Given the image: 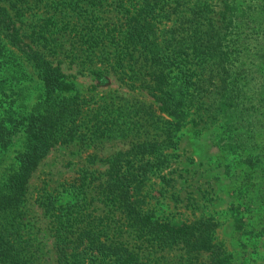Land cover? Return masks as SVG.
<instances>
[{
	"label": "rangeland",
	"instance_id": "obj_1",
	"mask_svg": "<svg viewBox=\"0 0 264 264\" xmlns=\"http://www.w3.org/2000/svg\"><path fill=\"white\" fill-rule=\"evenodd\" d=\"M140 1L4 2L25 41L62 67L74 81L73 95L79 99L71 133L62 132L30 180L18 227L24 250L36 264H58L51 210L57 208L76 216L79 226L92 225L102 239L108 237L135 249L146 264H202L209 251L202 248L200 262L193 256L195 251L189 252L182 243L162 246L142 238L117 204L105 196L108 160L125 151L124 166H138L139 174L129 188L136 209L174 224L212 222L209 242L222 249L220 264H264V175H260L264 162L256 149L247 151L246 147L255 143L256 134H264V85L257 82L254 87L256 104L242 125L236 123L235 106L231 105L234 87L230 78L220 81L218 75H210L214 74L211 66L203 69V75L210 76L213 83L198 87L201 99L197 95L189 101L183 123L160 112L144 85L143 56L137 58L140 52L136 51L133 57L123 49L122 35L128 23L124 7ZM175 1L182 3L179 8L184 17L194 15L196 0ZM175 1L171 0L172 4ZM199 3L208 5L203 20L222 25L220 43L235 47L242 36L235 22L246 28L248 19L255 20L259 31L254 38L264 39V0ZM246 16L244 24L239 22ZM163 18L168 31L175 14L172 19ZM186 38L193 41L191 35ZM254 38L252 50L257 43ZM183 56L186 71L197 79L201 63L196 56ZM251 58L252 64L257 61ZM262 76L264 81V72ZM42 92L43 81L24 52L10 45L0 32V120L9 124L10 116L21 118ZM144 142H149L148 146H138ZM22 147L23 131L19 130L10 147L1 149L0 176L12 168ZM247 174H259L261 182L245 196L240 180ZM90 259L91 264H107L97 256Z\"/></svg>",
	"mask_w": 264,
	"mask_h": 264
},
{
	"label": "trees",
	"instance_id": "obj_2",
	"mask_svg": "<svg viewBox=\"0 0 264 264\" xmlns=\"http://www.w3.org/2000/svg\"><path fill=\"white\" fill-rule=\"evenodd\" d=\"M4 2L5 0H0V32L10 45L24 52L43 81V92L32 109L21 114V118L10 116L9 124L0 120V153L1 149L10 147L19 130L23 131L22 149L15 155L12 168L0 176V264H36L25 252L21 242L22 234L18 230L23 213L22 203L40 161L60 140L62 132L70 134L74 128L79 99L73 95L76 89L74 81L69 79L62 67L25 41L21 27ZM199 2L200 0L195 1L192 8L194 15L189 19L181 14L179 7L182 3L179 1H175L174 5L171 0H141L139 5L125 6L128 23L122 35L123 49L133 57L136 51L140 52L137 58L143 56L140 60L144 68V85L158 104L160 112L175 116L174 120L177 117L183 123L189 112V101L197 98L198 87H204L207 82L213 81L210 76L203 75V69L211 66L214 74L210 75H218L220 81L230 78L229 84L234 87L230 94L231 105L235 106V116L238 117L236 123L242 125L248 122L250 109L256 104L254 101L257 93L254 87L257 82L264 85V39L257 41L259 36L254 38L259 31L253 24L255 20L248 19L246 28L235 22L237 31L242 35L235 41V47L220 43L222 25L212 19L209 22L203 20V11L208 5ZM172 14H175L176 19L167 31L163 17L172 19ZM247 17L239 18V22L244 24ZM186 35H191L193 41L188 42ZM44 38L48 40L47 37ZM253 38L257 43L252 50L250 41ZM184 54L196 56L201 63L197 79H193L189 70L186 71ZM249 58L259 62L252 64ZM228 64L231 65L230 68ZM229 69L231 72L226 76ZM8 71L13 74L10 67ZM20 71L23 73V70ZM214 93L218 99L217 92ZM199 98L198 95L197 99ZM238 135L243 137L244 133L239 132ZM246 136L250 137L248 134ZM256 137L258 140L255 139L254 144H246L247 151L249 148L256 149L264 162V134H256ZM148 144L149 142H144L138 146ZM125 154V151H120L108 160L105 196L117 204L142 238H148L162 246L175 241L182 243L189 252L195 251L193 256L200 262L204 258V248L209 251V255L202 264H220L222 249L209 242L212 222L174 224L157 218L150 211L135 208L137 205L129 199V188L139 174L138 166L133 164L134 167L126 168L123 162ZM261 169L260 175L263 176L264 167ZM260 175L247 174V177L240 180L243 182L245 196L250 195V191L261 182L258 180ZM51 210L56 229L58 264H91L90 258L94 256L107 264H146L135 249L121 242L108 240V237L106 240L102 239L90 224L79 226L76 216L65 213V209L63 212L57 208Z\"/></svg>",
	"mask_w": 264,
	"mask_h": 264
}]
</instances>
